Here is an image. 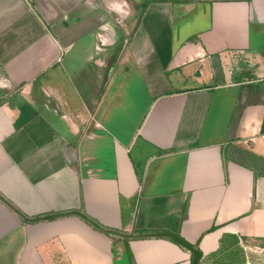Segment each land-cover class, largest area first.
I'll return each instance as SVG.
<instances>
[{
	"label": "crops",
	"instance_id": "1",
	"mask_svg": "<svg viewBox=\"0 0 264 264\" xmlns=\"http://www.w3.org/2000/svg\"><path fill=\"white\" fill-rule=\"evenodd\" d=\"M145 1L0 0V264H264V0Z\"/></svg>",
	"mask_w": 264,
	"mask_h": 264
},
{
	"label": "trees",
	"instance_id": "2",
	"mask_svg": "<svg viewBox=\"0 0 264 264\" xmlns=\"http://www.w3.org/2000/svg\"><path fill=\"white\" fill-rule=\"evenodd\" d=\"M152 0H150L149 2L147 1L145 4V7L151 3ZM79 214L87 223H89L90 225L94 226V228L100 230V231H105L106 233H111L110 231H106L102 226H100L97 222H95L94 220L80 214L77 212H65V213H53V214H48V215H44V216H38L35 218H24L25 222H30V223H39V222H43V221H52V220H56L58 218H62V217H67V216H72V215H76ZM169 240L176 243L177 245L181 246L182 248L188 250L191 253V262L190 264H199L201 258H202V253L200 252V250L198 249L197 245H192L190 243H188L187 241H185L182 237H180L179 235H169L168 236Z\"/></svg>",
	"mask_w": 264,
	"mask_h": 264
},
{
	"label": "rangeland",
	"instance_id": "3",
	"mask_svg": "<svg viewBox=\"0 0 264 264\" xmlns=\"http://www.w3.org/2000/svg\"><path fill=\"white\" fill-rule=\"evenodd\" d=\"M142 1H144V0H142ZM149 1H150V0H148V2H149ZM145 2H146V1H145ZM145 2H144V3H145ZM127 263H128L127 260H126L125 262L122 261V264H127Z\"/></svg>",
	"mask_w": 264,
	"mask_h": 264
}]
</instances>
